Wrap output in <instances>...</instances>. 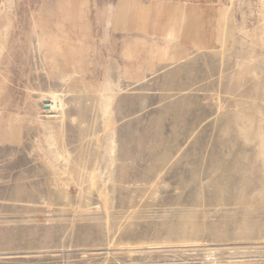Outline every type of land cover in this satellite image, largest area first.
Instances as JSON below:
<instances>
[{"label": "rangeland", "instance_id": "rangeland-1", "mask_svg": "<svg viewBox=\"0 0 264 264\" xmlns=\"http://www.w3.org/2000/svg\"><path fill=\"white\" fill-rule=\"evenodd\" d=\"M108 2L0 0V264H264V0Z\"/></svg>", "mask_w": 264, "mask_h": 264}, {"label": "crops", "instance_id": "crops-1", "mask_svg": "<svg viewBox=\"0 0 264 264\" xmlns=\"http://www.w3.org/2000/svg\"><path fill=\"white\" fill-rule=\"evenodd\" d=\"M224 0H109L108 6H113L115 12L111 15L115 23L121 12L123 15V28L129 29L131 34H141L156 38H175L178 31L183 37H188V30L180 25L181 16L185 8H210ZM259 1V0H253ZM262 1V0H261ZM190 11V10H189ZM189 21L185 18L184 24Z\"/></svg>", "mask_w": 264, "mask_h": 264}, {"label": "bare ground", "instance_id": "bare-ground-1", "mask_svg": "<svg viewBox=\"0 0 264 264\" xmlns=\"http://www.w3.org/2000/svg\"><path fill=\"white\" fill-rule=\"evenodd\" d=\"M74 73V72H73ZM67 76H69V75H67ZM47 102H49V106L48 105H46L47 106V108H49V111L48 112H54V111H59V110H61L62 109V104H61V100L60 99H57V98H55V97H53V96H51V100L49 99ZM62 111V110H61ZM50 138H51V136H50ZM112 138V137H111ZM110 140V139H109ZM113 143V142H112ZM110 145H111V141H110ZM110 145L108 146V147H110ZM115 146V145H114ZM109 150V149H108ZM113 150V149H112ZM55 153H57V152H55ZM110 153V152H109ZM58 155V154H57ZM59 156H60V153H59ZM63 156V155H62ZM61 156V157H62ZM56 159H57V157H56ZM62 159H64L63 157H62ZM63 162V161H62ZM61 165V164H60ZM120 177V179H121V176H119ZM109 180V179H108ZM110 181V180H109ZM105 182V181H104ZM112 182H114V181H112ZM112 182H110V183H112ZM107 183V182H106ZM109 183V182H108ZM109 183V184H110ZM111 185H114V184H111Z\"/></svg>", "mask_w": 264, "mask_h": 264}, {"label": "water", "instance_id": "water-1", "mask_svg": "<svg viewBox=\"0 0 264 264\" xmlns=\"http://www.w3.org/2000/svg\"><path fill=\"white\" fill-rule=\"evenodd\" d=\"M45 108H47V106H45Z\"/></svg>", "mask_w": 264, "mask_h": 264}]
</instances>
